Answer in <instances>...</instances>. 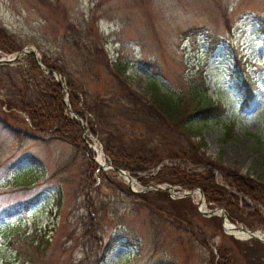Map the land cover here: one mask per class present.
I'll list each match as a JSON object with an SVG mask.
<instances>
[{"label": "rangeland", "instance_id": "1", "mask_svg": "<svg viewBox=\"0 0 264 264\" xmlns=\"http://www.w3.org/2000/svg\"><path fill=\"white\" fill-rule=\"evenodd\" d=\"M0 27L17 45L0 55L33 46L35 59L58 68L66 101L70 90L78 92V104L82 97L100 98L109 116L92 134L94 116L82 105L86 136L73 147L34 129L19 98L10 106L0 102V264H210L219 247L225 248L221 260L213 257L219 262L248 264L239 253L254 245L253 238L228 233L221 219L207 220L195 192L176 196L184 190L177 184L174 193L162 189L186 199L178 204L157 195L156 186L172 184L152 176L164 164L210 168L214 181L238 196L234 217L227 219L264 231L260 204L237 192L225 175L231 169L264 181V0H0ZM28 53L0 63L1 78L25 101L37 97L36 85L49 75L30 66ZM118 62L125 64V77L112 67ZM151 80L174 93L201 83L218 106L207 116L193 115L185 129L157 118L145 127L119 111L127 106L125 90L144 99ZM2 121L26 135H14ZM93 144L105 165L91 170L86 159L97 157ZM105 144L126 155L152 151L161 160L144 170L125 169L132 190L119 171L107 168ZM194 153L199 165L191 160ZM198 206L212 208L204 197ZM181 211L188 212L182 223ZM94 234L111 240L103 256ZM250 264H264V255Z\"/></svg>", "mask_w": 264, "mask_h": 264}, {"label": "trees", "instance_id": "2", "mask_svg": "<svg viewBox=\"0 0 264 264\" xmlns=\"http://www.w3.org/2000/svg\"><path fill=\"white\" fill-rule=\"evenodd\" d=\"M16 47L17 45H15L13 37L0 27V50L11 52L14 51ZM26 57H28L31 67L40 70L36 62L37 60L31 53H28ZM45 63L47 68L58 70L57 67L48 64L46 61ZM112 67H114L116 75L120 74L122 77H125V64L118 62L112 64ZM66 85L68 87L70 86V88L72 87L69 80H66ZM37 86L39 89L37 97L34 100L25 101L20 99L21 94L19 90L9 81L1 78L0 74V93L3 92L5 95V99L0 100V102H4L7 106H10L13 97L19 98V107L21 110L25 111L30 120L31 126L34 129L49 131L48 134H50L51 137L62 139L73 147H77L79 143L83 142L82 128L77 120L66 113L68 110L78 116H83L84 108L86 111L91 112L94 116V120L89 122L88 128L92 134H95L100 124H103V119L109 117L108 114H105L102 110L106 104L100 98L85 99L82 97L80 104H78L79 97L76 90L68 91L67 104H64L61 87L52 79L50 74L47 77H43L36 87ZM125 92L126 94H123V96L126 98L125 101L127 106L120 110L119 113L128 118L130 115H134L132 119L141 122L145 127L151 126L152 119L157 118L169 124L170 127H182L185 129L192 121L193 115L207 116L218 106V104L207 94L206 88L202 86L201 83L196 84L189 82L184 88H180L177 93H174L171 90L163 89L155 80H151L148 89V96L144 99H141L140 97L141 100L136 96L131 97V91L125 90ZM129 105L131 106L129 107ZM107 108H109V106ZM115 110L113 112H115ZM2 122L16 136H21L22 134L26 135L27 133L26 130H22L19 126L10 125L4 121ZM187 131L194 132L188 128ZM38 136L39 133L36 134V137ZM85 148L86 151L88 150V152H90V149L87 146ZM104 150L110 154V163L112 165L129 171H140L150 168L158 164L161 160V157L154 154L152 151H148L145 155H126L122 154V152H115L113 147L107 144H105ZM191 156L192 162L199 165L198 163L201 162V158L195 153ZM86 163L91 170H94V168L97 167V163L90 158V156L86 159ZM225 175L230 179V184L237 192L244 194L249 199L259 203L264 210V181L252 179L248 175L238 174L231 169H227ZM152 179L156 182H167L172 185L177 184L179 187L188 190L197 187L202 191L203 197L210 207L221 206L228 219L234 217V207L236 200H238V196L233 192L227 191L222 186H219L214 181L210 168L203 167L200 172H195L178 167L177 165L173 166L164 164L158 167L152 176ZM91 189L94 188H89L88 191L90 192ZM96 193L97 191H95V194ZM155 193L163 196L167 201L174 204L186 201V199L178 197L170 198L167 195V191L162 189H157ZM92 203L93 199L91 204ZM93 211L94 213L97 212V207H95V205ZM186 213L188 212L181 211L177 214L181 223L185 218ZM253 215L258 222H262V217L256 210ZM218 217L219 216L216 214H211L206 219L215 221L216 224V222L218 223L217 220L220 219V217ZM90 218L91 217L88 213L86 216L82 217V225L84 228ZM246 223L247 222H244L246 226L251 225ZM229 238L232 241L230 236ZM92 242L101 256H103L112 246V244H110V238L103 240L99 234H94L92 236ZM252 242L254 245L250 244V248L245 245L244 248L246 250L243 249L241 253H239V257L244 258V261L248 262V264L259 261L260 257L264 255V243L259 242L255 238L252 239ZM259 251L261 253L260 255L258 254ZM223 252H225V248L219 247L218 252H215L212 256L210 264H226L225 259L222 263L219 262ZM215 255L219 260L213 258Z\"/></svg>", "mask_w": 264, "mask_h": 264}, {"label": "water", "instance_id": "3", "mask_svg": "<svg viewBox=\"0 0 264 264\" xmlns=\"http://www.w3.org/2000/svg\"><path fill=\"white\" fill-rule=\"evenodd\" d=\"M31 53L35 58H36V51L34 49L33 46L31 45H28V44H25L21 49H19L18 51H16L11 57H6V56H0V63H4V62H7L9 60H13L15 58H18L20 55L22 54H25V53ZM37 64L39 66L40 69H42L47 75L50 73V75L52 76V79L54 81H56L60 87H61V93H62V100L63 102L66 100L65 97H64V82L59 78L58 74L55 72V70H52V69H49V68H46L42 63L38 62L37 61ZM65 103V102H64ZM73 118L75 120H79L78 116L73 113ZM80 126L82 128V138L85 139V136H86V130L85 128L83 127V123L80 122ZM98 165H103L102 162H99L98 160H95ZM114 168H116L121 174L124 175L125 179H126V182H127V186L128 188L133 189L132 185H131V179H130V176L129 174L124 170V169H121V168H118V167H115L113 166ZM149 189H151V187H147ZM156 188H159V189H165L171 193H174L175 190V186L174 185H158L156 186ZM153 189H155L153 187ZM192 192H196L198 194V197H199V200L198 202L196 203L197 204V209L199 212H201L202 214H205V215H210V214H217L219 215L220 219H221V223H222V226L224 227L225 231H227L228 233L230 234H233L235 236L239 235V234H235L233 231H231L229 228H235V231H240V232H243L244 234L247 235V237H252V238H256L262 242H264V236H261L259 234L256 233V230L257 229H248V228H245V227H242V226H237L233 223H231L226 215H225V212H224V209L221 207V206H213L212 208H209L207 210L205 209H202L198 206L200 200H202V197H203V194H202V191L197 188V187H194L190 190H182L180 194L176 195V196H187V195H190Z\"/></svg>", "mask_w": 264, "mask_h": 264}, {"label": "bare ground", "instance_id": "4", "mask_svg": "<svg viewBox=\"0 0 264 264\" xmlns=\"http://www.w3.org/2000/svg\"><path fill=\"white\" fill-rule=\"evenodd\" d=\"M90 147L92 148V150L97 153V159L100 161V162H103V159H102V152L100 150V148L96 145V144H93V145H90ZM231 231H233L235 234H239L240 236H243V237H246L247 235L244 234L243 232H240V231H235V228H229ZM256 233L261 235V236H264V231L262 230H256Z\"/></svg>", "mask_w": 264, "mask_h": 264}]
</instances>
